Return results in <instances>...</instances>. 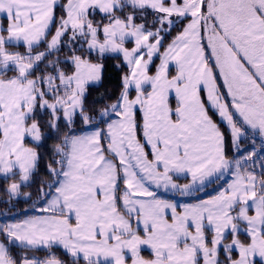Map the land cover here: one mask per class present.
<instances>
[{
  "label": "snow or ice",
  "instance_id": "snow-or-ice-1",
  "mask_svg": "<svg viewBox=\"0 0 264 264\" xmlns=\"http://www.w3.org/2000/svg\"><path fill=\"white\" fill-rule=\"evenodd\" d=\"M0 264H264V0H0Z\"/></svg>",
  "mask_w": 264,
  "mask_h": 264
},
{
  "label": "trees",
  "instance_id": "trees-1",
  "mask_svg": "<svg viewBox=\"0 0 264 264\" xmlns=\"http://www.w3.org/2000/svg\"><path fill=\"white\" fill-rule=\"evenodd\" d=\"M25 191H27L28 189H24ZM21 207H24V205H20Z\"/></svg>",
  "mask_w": 264,
  "mask_h": 264
}]
</instances>
